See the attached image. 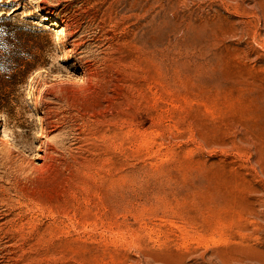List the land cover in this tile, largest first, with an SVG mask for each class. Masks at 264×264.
<instances>
[{"label":"rangeland","instance_id":"obj_1","mask_svg":"<svg viewBox=\"0 0 264 264\" xmlns=\"http://www.w3.org/2000/svg\"><path fill=\"white\" fill-rule=\"evenodd\" d=\"M0 264H264V0H0Z\"/></svg>","mask_w":264,"mask_h":264},{"label":"bare ground","instance_id":"obj_2","mask_svg":"<svg viewBox=\"0 0 264 264\" xmlns=\"http://www.w3.org/2000/svg\"><path fill=\"white\" fill-rule=\"evenodd\" d=\"M43 20L44 21L50 20V17L48 15H46V17H44ZM52 26L56 30H58V32L62 35V38H66L67 37V27L63 23H60L59 21L53 20L52 21ZM72 50L73 49H71V51ZM67 57H71V54L67 55ZM70 59H73V56ZM78 59L79 60L83 59V56H81V55L78 56ZM71 65H72V67H74V70L77 73H80L82 75V77H84V79L89 80V79H91V78H93L95 76L94 72L91 69V65L89 64L88 61L84 60L81 63V65L77 64L74 61ZM41 123H42V126H41L40 132L41 133H46L47 136L52 135L54 132H56L58 130L56 125H52L51 122L46 121V115L41 117ZM1 140L4 141V142H7V143H11L12 147L14 148V150H18L23 156L26 154V151L19 146V143L16 140L11 142L12 139H11V136L8 133L7 130L3 131Z\"/></svg>","mask_w":264,"mask_h":264}]
</instances>
